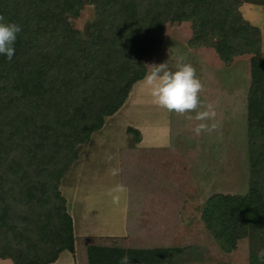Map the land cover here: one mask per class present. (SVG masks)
Instances as JSON below:
<instances>
[{"label":"trees","instance_id":"trees-1","mask_svg":"<svg viewBox=\"0 0 264 264\" xmlns=\"http://www.w3.org/2000/svg\"><path fill=\"white\" fill-rule=\"evenodd\" d=\"M242 2L0 0V258L50 264L75 250L62 179L80 145L147 76L145 59L161 50L167 24L189 21L192 44L213 47L227 64L251 55L249 188L212 194L202 217L222 249L247 239L248 263L264 264L262 32L245 19ZM86 3L95 18L80 31L70 17Z\"/></svg>","mask_w":264,"mask_h":264},{"label":"rangeland","instance_id":"rangeland-1","mask_svg":"<svg viewBox=\"0 0 264 264\" xmlns=\"http://www.w3.org/2000/svg\"><path fill=\"white\" fill-rule=\"evenodd\" d=\"M240 10L261 29L264 56V0H243ZM94 18V6L86 3L70 21L83 31ZM192 35L189 21L167 24L161 50L145 59L151 74L136 84L142 93L138 101L117 119L111 134L90 153L86 166L82 168L77 160L62 179L61 192L68 199L77 235L75 250L60 255L66 264L133 260L140 264H249L248 240L225 251L207 229L202 214L212 194H244L249 188L253 152L248 134L250 56L225 69L193 53L194 48L213 47L193 45ZM169 115L173 127L177 124L169 151L158 146L142 151V156L125 152L123 160H129L131 167L124 166L127 176L132 170V178L152 171L162 187L148 194L138 185L132 188L135 203L124 233L117 223L120 208L125 210L130 200L115 174L119 146L125 140L123 129L137 123L155 139ZM125 131L136 143L141 140L139 130V136L128 127ZM257 142H262L260 136ZM171 154L173 160L168 157ZM145 196L147 204L142 205ZM0 264L14 263L0 258Z\"/></svg>","mask_w":264,"mask_h":264},{"label":"crops","instance_id":"crops-1","mask_svg":"<svg viewBox=\"0 0 264 264\" xmlns=\"http://www.w3.org/2000/svg\"><path fill=\"white\" fill-rule=\"evenodd\" d=\"M194 49L195 50H193V53L195 55H197L198 57H203V58L204 57H208L211 60L212 59L215 60V63H217L219 66H221V67H223L225 69H228V64L226 62H224L217 55V53L215 52V50L213 48L203 47V48H194ZM247 55H249V54L239 55V56L235 57L234 61L231 64L239 62V60L246 58ZM249 56L251 58V55H249ZM250 58H249V66L251 65ZM150 74L151 73H150V68H149V71H148V74H147L146 77H150ZM250 77H251V69H250ZM136 84L134 85V87H133V89H132L127 101L125 102V104L115 114L107 116L105 118L104 126L100 130H98V131H96V132H94L92 134L90 142L88 144L80 145V149H81V147H82V149H81L80 157L78 159L79 161H77V162L80 163V166L82 168H84L86 166L87 162H89L91 160V157H90L91 154L90 153L92 151H94V149H96L98 146L102 145V143H100V141L103 138H107V136H109L111 134L113 126H114L115 122L117 121V119L122 114L128 113L130 111V108L133 106V104H135L134 102H137L138 98H140V96L142 95L140 86H137ZM249 95H250V93H249ZM171 119H172L171 115H169L168 116V120L166 121V126H164L165 129H163V127H162V131L159 132L158 136L155 137V139L154 138L150 139L148 137V135L146 134V132L143 130L142 126L138 125L137 123L136 124H127L124 127V129H123V131L125 133V140L121 143V146H119L120 147L119 149H120L121 157L116 162L118 164V166L116 167L117 169H116V173L115 174L119 178V180L117 181V184L121 188H123L125 191H127L126 193H128V196H129L128 201L130 200L129 201L130 205H128V206L124 205L125 206V210H124V208H120L121 216L119 218L120 221L117 223V224H121L122 227H124V229H123L124 233H126L125 230H127V221L126 220H128V218H129V215H128L129 211L131 209L132 204L135 203L134 200H132V196H131L132 188H135V186L138 185L141 188H145V191L148 194L150 192H153L155 190L154 188L162 187L159 184L160 183L159 179L155 177L156 175L153 174L152 171H150L149 175H146L145 173L140 172L139 173V177L136 176L138 178H132L133 171H134V170H132L131 175L127 176L124 173V169H126L127 167L130 169L131 167L128 165V163H130L129 160H127V161L123 160L125 158L124 156L126 155L125 152H127V154L135 153L137 156H139V155L143 154V152L145 150H149L150 151V150H152L154 148H157L158 146H161L162 149H165L166 151H169L170 147L171 146L173 147V145L171 144L169 139L171 138V136H173L174 130L177 129V124H175L174 127H173L174 123L172 124ZM129 126H131L133 128H136V129H138L140 131L141 140L138 143H136V141H133V136L132 135L126 133L125 130H127V127H129ZM178 129H180V128H178ZM99 143H100V145H99ZM177 153H178V151H177ZM169 155H168V157L173 160L174 159V154H171L172 158ZM126 159H128V158H126ZM124 162H125V164H124ZM88 164H91V163H88ZM126 164H127V167H124ZM118 172H119V174H118ZM77 178H78V176H77ZM145 197H146V201H144V203L142 202V205L143 204L144 205L147 204L148 196H145ZM148 207H149V205H148ZM121 225H120V227H121ZM117 232H120V231H117ZM75 237L77 238L76 233H75ZM76 243H78L77 240H76ZM65 251H68V250H65ZM65 251H63V252H65ZM142 251L143 252L145 251L143 247H142ZM70 252H72V251H70ZM62 253L60 255H62ZM60 259L61 258L59 256V258L55 262L50 263V264H66V262L64 260H60ZM138 263L139 262L137 260H133V261H127L124 264H138Z\"/></svg>","mask_w":264,"mask_h":264}]
</instances>
